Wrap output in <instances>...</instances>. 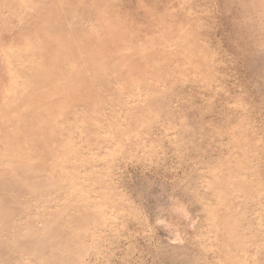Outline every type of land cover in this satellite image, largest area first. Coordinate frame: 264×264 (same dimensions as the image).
Wrapping results in <instances>:
<instances>
[{
    "label": "rangeland",
    "instance_id": "374dc122",
    "mask_svg": "<svg viewBox=\"0 0 264 264\" xmlns=\"http://www.w3.org/2000/svg\"><path fill=\"white\" fill-rule=\"evenodd\" d=\"M0 264H264V0H0Z\"/></svg>",
    "mask_w": 264,
    "mask_h": 264
}]
</instances>
